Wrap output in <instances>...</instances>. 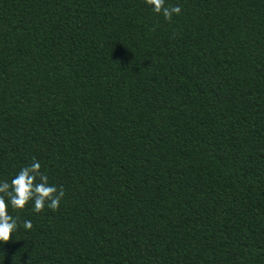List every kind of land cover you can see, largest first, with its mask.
Segmentation results:
<instances>
[{"label":"trees","instance_id":"trees-1","mask_svg":"<svg viewBox=\"0 0 264 264\" xmlns=\"http://www.w3.org/2000/svg\"><path fill=\"white\" fill-rule=\"evenodd\" d=\"M167 3L0 0V264H264V0Z\"/></svg>","mask_w":264,"mask_h":264},{"label":"clouds","instance_id":"clouds-1","mask_svg":"<svg viewBox=\"0 0 264 264\" xmlns=\"http://www.w3.org/2000/svg\"><path fill=\"white\" fill-rule=\"evenodd\" d=\"M152 11L171 22L182 11L178 5L167 0H145ZM66 195L64 187L51 184L48 175L41 170V164L33 158L31 164L24 166L11 180L0 181V243H8L18 231L19 218L9 214V204L14 209L23 210L32 203L33 210L41 213L48 208L57 211ZM31 221H23V228L31 230Z\"/></svg>","mask_w":264,"mask_h":264}]
</instances>
